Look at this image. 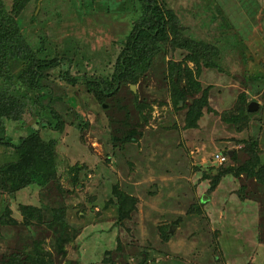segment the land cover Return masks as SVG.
<instances>
[{
  "label": "rangeland",
  "instance_id": "1",
  "mask_svg": "<svg viewBox=\"0 0 264 264\" xmlns=\"http://www.w3.org/2000/svg\"><path fill=\"white\" fill-rule=\"evenodd\" d=\"M18 1L17 14L15 0L0 10L35 58L59 63L42 71L39 102L25 63L3 66L0 90L23 107L0 135L18 144L37 131L55 172L14 190L0 182V264H264V77L248 78L259 69L245 60L264 58V0H158L177 36L109 94L81 78L111 74L138 0ZM185 38L195 57L172 43ZM242 98L258 106L231 121ZM17 160L0 147V165Z\"/></svg>",
  "mask_w": 264,
  "mask_h": 264
},
{
  "label": "trees",
  "instance_id": "2",
  "mask_svg": "<svg viewBox=\"0 0 264 264\" xmlns=\"http://www.w3.org/2000/svg\"><path fill=\"white\" fill-rule=\"evenodd\" d=\"M19 2L20 1L15 0L12 7L15 14L19 11ZM138 2L141 6V14L133 24L131 33L121 43L111 74L98 80L86 78L84 76L81 78L85 81L84 83L86 85H91L92 89H97V91L103 94L111 93L122 83H135L136 78L148 69L153 56L159 49V44L166 40L169 33L173 37L177 36L178 18L171 9H165L158 0H138ZM4 12L0 10V17H3V21H0V70L4 69L3 66H8L11 63L18 66H21V63H25L26 69H30L33 74V79H30L29 86L31 89L36 90L37 95L35 99L39 102L41 99L48 96L47 88L40 84L42 71L48 67L56 66L59 61L57 59L48 61L35 58L33 51L27 48L24 40L20 38L19 31L14 24V16ZM172 43L173 45L188 50V57H195L193 54L199 51V46L192 43V39L190 38L176 40V42L172 39ZM256 56L257 55L254 53H247V55H245L246 63L257 65V69H259L247 75L248 78L260 80L264 77V58L262 56L261 58H257ZM78 79L79 77L73 76L69 81L75 83ZM175 94H178L177 97L179 99L185 100L183 89H181L180 92H175ZM240 96H243V94ZM243 101H245V98H242L241 102L243 103ZM177 103L178 100L175 105H177ZM22 107L23 105L17 102L16 99L6 92L4 93L3 90H0V128L1 124H3V116L9 115L14 111L16 112V110ZM51 113L56 120L54 128L61 130L63 127L59 115L53 110H51ZM249 113L250 112L245 108L243 103L238 107L236 116L231 117V121H235L236 118L240 119V114L242 115L241 118L243 117V120H246L248 119ZM191 114L192 112L190 111V113H187V116L190 117L192 121L195 117V119L198 118V113H195V115ZM188 124H194V122L189 121ZM2 145L12 147L18 154L17 161L0 165V182L4 187L13 190L19 189L28 183L38 180L46 181L53 176L55 172L52 154L53 150L50 146L42 143L37 131L21 137L18 144L9 143L4 135H0V147ZM244 169L247 170L249 174L255 173L253 167L237 168L235 173L238 174L240 170ZM221 170L225 172L228 171L227 168H222ZM217 180L218 177H216L215 182ZM125 196L126 195L123 193H119L118 195L117 206L119 218L128 216V213L123 211V199Z\"/></svg>",
  "mask_w": 264,
  "mask_h": 264
},
{
  "label": "water",
  "instance_id": "3",
  "mask_svg": "<svg viewBox=\"0 0 264 264\" xmlns=\"http://www.w3.org/2000/svg\"><path fill=\"white\" fill-rule=\"evenodd\" d=\"M131 88L132 89H135V86L134 85H131ZM257 106H258V104H257V102L256 101H251L249 104H248V111L249 112H252L253 111V109H255V107L257 108ZM154 190H156V188L154 187L153 188ZM153 190V191H154Z\"/></svg>",
  "mask_w": 264,
  "mask_h": 264
},
{
  "label": "built area",
  "instance_id": "4",
  "mask_svg": "<svg viewBox=\"0 0 264 264\" xmlns=\"http://www.w3.org/2000/svg\"><path fill=\"white\" fill-rule=\"evenodd\" d=\"M224 157H220V159L222 160Z\"/></svg>",
  "mask_w": 264,
  "mask_h": 264
}]
</instances>
